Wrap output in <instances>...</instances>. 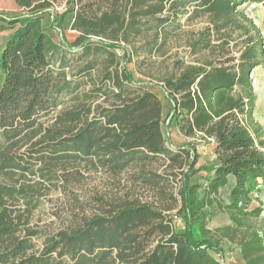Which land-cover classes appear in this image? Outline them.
Returning a JSON list of instances; mask_svg holds the SVG:
<instances>
[{"label":"trees","instance_id":"1","mask_svg":"<svg viewBox=\"0 0 264 264\" xmlns=\"http://www.w3.org/2000/svg\"><path fill=\"white\" fill-rule=\"evenodd\" d=\"M13 1L16 13H0V31H8L0 47V264H228L225 241L240 264H264V231L249 225L262 212L251 206L252 189L264 177V138L253 114L250 74L264 65V39L240 8L248 2L264 7V0ZM67 14L72 41L63 28ZM185 15L187 21L207 17L208 26L188 47L192 54L212 49L215 59L173 64L161 96L144 86L127 91L130 57L118 64L111 49L126 53L143 30ZM163 44L158 34L146 43L150 52ZM233 51L237 57L220 60ZM104 54L115 64H98ZM101 96L107 105L97 102ZM66 100L71 105L58 109ZM52 112L51 120L42 119ZM163 123L187 140L209 141L215 163L196 167L193 148H170ZM160 155L168 161L162 174L145 168ZM134 164L141 165L131 174L133 188L156 192L154 202L128 189L99 213L42 236L18 208L20 201L27 212L34 207L31 186L20 180L51 179L65 165L118 176ZM201 171L203 181L193 180ZM178 175L179 204L167 190ZM213 211L226 213L230 224L208 229Z\"/></svg>","mask_w":264,"mask_h":264},{"label":"rangeland","instance_id":"2","mask_svg":"<svg viewBox=\"0 0 264 264\" xmlns=\"http://www.w3.org/2000/svg\"><path fill=\"white\" fill-rule=\"evenodd\" d=\"M64 3L57 6L58 11H62ZM191 9L192 6H188ZM240 8L251 18L260 29L264 39V7L261 3L248 2L240 6ZM18 11L13 0H0V13L5 15L16 13ZM186 16L179 18L173 23H169L162 29L143 30L138 36L134 37L133 42L127 44L128 52L125 53L123 48H112L111 52L116 55L118 64H124L123 58L130 57L126 63L128 72L132 76V84L126 85L127 91H138L141 87H148L154 90L161 96V84L164 77L168 76L174 71L173 64H203L206 61L214 60L218 55L212 49H205L198 53L192 54L189 51L188 42L197 38L198 34L208 26L206 16L195 17L191 20H186ZM72 21V14H67L63 28L65 36L68 41H72L76 33L70 29ZM156 34L159 35L160 40L164 42L162 47L158 50L150 52V45L147 42L154 40ZM8 35V31H0V47L4 39ZM60 39L61 35L56 34ZM97 41V38H94ZM220 41H215L218 44ZM123 45L124 43L121 42ZM125 53V55H123ZM128 53V54H127ZM237 57L238 53L233 51L227 55H222L220 60H227L230 57ZM127 57V58H128ZM79 61L77 64L82 63ZM236 62V61H235ZM98 64H115L107 59L106 54L102 55ZM117 64V63H116ZM98 70V69H97ZM97 70L91 72L92 77L96 76ZM253 91L256 96L254 107V118L263 128L264 138V65L254 68L250 74ZM88 77H83V88L88 89L90 86ZM104 96L99 97L97 102H102L107 105L108 102L103 101ZM71 105V101L66 100L58 109H62ZM55 116V112L43 117L44 121H49ZM164 133L166 134L170 148L178 146L193 148L199 154V161L196 167L200 165L211 166L215 163V154L213 152L212 144L204 139L195 138L187 140L183 137L175 127L169 126L168 132L166 124H162ZM200 136V135H199ZM190 141V142H189ZM264 150V148H262ZM146 169L162 174L165 171V165L168 161L165 156L160 155L156 159L147 160L144 162ZM141 165V164H139ZM139 165L134 164L127 171L122 172L118 176H113L101 171H85L80 169L76 172L71 169V165H65V170L59 169L53 174V178H39L38 174L28 177L25 180V185L31 186L30 197L33 201L34 207H29L30 211H26L27 207L20 201L18 208L26 214L28 218V226L40 232V235L49 234L60 229H69L81 222L84 218L99 213L103 208H108V204L115 202L117 199L125 198L128 189H131L132 197H139L148 202H154L156 192L143 191L141 189L135 190L131 182V174L138 170ZM37 164L35 168H38ZM143 167V166H142ZM176 169H174V172ZM206 172H199L193 180L200 178L202 182ZM52 176V175H51ZM201 176V177H200ZM180 178L177 176L170 181L167 187L168 192L172 193L178 198L179 204V188ZM9 182V181H7ZM22 182V183H23ZM233 179L230 178L229 185L221 190V197L226 199L229 193L230 185ZM251 206L260 207L262 212L257 218H251L249 225L259 230L264 231V177L256 181L255 186L251 192ZM177 208L173 212H176ZM176 224L181 225L179 219ZM227 214L223 212L213 211L206 226L213 232L220 228L229 225ZM40 244V240L36 241ZM224 248V262L228 264H240V260L235 251L228 242H223Z\"/></svg>","mask_w":264,"mask_h":264},{"label":"crops","instance_id":"3","mask_svg":"<svg viewBox=\"0 0 264 264\" xmlns=\"http://www.w3.org/2000/svg\"><path fill=\"white\" fill-rule=\"evenodd\" d=\"M178 131V130H177Z\"/></svg>","mask_w":264,"mask_h":264}]
</instances>
